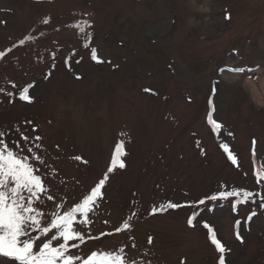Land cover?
Wrapping results in <instances>:
<instances>
[{"label": "rangeland", "instance_id": "1", "mask_svg": "<svg viewBox=\"0 0 264 264\" xmlns=\"http://www.w3.org/2000/svg\"><path fill=\"white\" fill-rule=\"evenodd\" d=\"M84 21L86 33L72 27ZM93 47L103 63L91 59ZM9 48L0 88L14 95L0 93V130L10 147L23 143L16 128L43 138L39 154L50 167L41 172L56 197L39 205L46 219L56 203L67 209L89 192L124 142L125 167L109 174L90 231H113L135 213L131 231L89 240L73 255L124 247L129 264H218L207 230L187 223L197 212L230 249L226 264H264V181L256 183L252 156L255 140L264 165V0H0V51ZM235 68L245 71H228ZM26 85H34L31 103L18 98ZM210 99L219 135L207 123ZM233 189L259 195L235 211L236 197L198 203ZM169 201L190 206L151 214ZM0 264L12 262L0 257Z\"/></svg>", "mask_w": 264, "mask_h": 264}, {"label": "snow or ice", "instance_id": "2", "mask_svg": "<svg viewBox=\"0 0 264 264\" xmlns=\"http://www.w3.org/2000/svg\"><path fill=\"white\" fill-rule=\"evenodd\" d=\"M228 18V17H226ZM50 18H44L42 23L48 24ZM79 33H86V30L91 27L88 21L83 23H76L72 25ZM90 38V34H89ZM32 40L31 36L25 37L19 41L20 45L25 44L26 41ZM15 47V45L13 46ZM84 47H89L85 43ZM12 48L7 52L0 51V60H3L7 53H10ZM71 55H75L73 52ZM91 59L97 63L104 61L98 56L96 48H91ZM55 53H53V58ZM71 59L67 57L65 63ZM79 63V61H76ZM221 71H224L221 69ZM230 72L242 73L244 68L228 69ZM250 71V69L248 70ZM15 88L16 85L13 84ZM34 85H26L18 90V98L21 101L28 103L33 102V98L29 95V89ZM145 92H151V89H145ZM216 89L213 88V93ZM0 93H5L3 88H0ZM11 98L14 93H5ZM11 102V99H10ZM210 111L207 115V123L211 126V130L219 135L222 125L213 118L215 107L212 100H209ZM31 123V122H28ZM36 131L35 128L32 129ZM16 132L20 135V140L23 142H13L10 147L6 142L8 132L0 130V257L8 258L12 264H129L127 261L124 247L112 250H102L97 248L91 251L86 256L73 255L71 249H80V246L89 240H99L101 237L113 236L115 234L131 231V220L133 216L125 219L122 224L116 227L113 231L102 232L98 236L91 235L90 226L93 221L90 219V214H94L99 206V202L103 199V189L109 179V174L118 166L123 169L125 164L120 159L125 155L123 151V141H120L115 149L111 165L102 178L84 194L82 198L74 205L65 209L64 203H56L55 210L51 213L50 219H46V213L39 205H44L45 200L53 201L55 203L56 197L51 193L50 188L45 184V174L41 172V168H49L45 158L39 154L43 150V145L38 143L42 141V137L36 135L33 138L24 135L16 128ZM229 136L233 135L228 133ZM31 146H28V145ZM253 149V174L256 183L260 184L264 181V165H258L256 162V141H252ZM219 147L227 155V159L232 165L239 167L238 157L230 150L227 142H221ZM201 154H204L203 152ZM76 161L87 163L83 161L80 156L72 157ZM55 174V169L51 170ZM253 193L245 189H233L230 191H220L216 194L210 195L205 199H201L198 203L204 204L206 200L217 201L219 199L228 200L236 197L233 203V210L235 211L238 205L247 204L250 200L255 203ZM190 205H181L172 203L162 204L159 207H153L151 214L166 211L167 209H178ZM264 208V196L261 197L259 205ZM256 215L252 211L248 216L246 222H250ZM199 213L193 212L188 218L187 223L190 227H195L196 223L202 224L203 228L207 230V236L210 243L215 247L218 257V264H226V253L230 251L227 249L222 240L218 238L217 230L207 220H198ZM77 217H81L77 221ZM195 222V223H194ZM77 223L88 228V234L79 231L75 226ZM108 224V221H104ZM241 221L237 220L234 224L236 239L243 243L241 235ZM134 239V238H133ZM75 242V243H70ZM148 243H152V238H148ZM132 247L135 248L133 242ZM134 264V262H132Z\"/></svg>", "mask_w": 264, "mask_h": 264}, {"label": "bare ground", "instance_id": "3", "mask_svg": "<svg viewBox=\"0 0 264 264\" xmlns=\"http://www.w3.org/2000/svg\"><path fill=\"white\" fill-rule=\"evenodd\" d=\"M249 82L251 83L253 89H254L256 92L259 93V90L257 89L256 83H254V82H252V81H249ZM262 88H263V90H264V79H263V81H262ZM259 95H260V94H259Z\"/></svg>", "mask_w": 264, "mask_h": 264}]
</instances>
